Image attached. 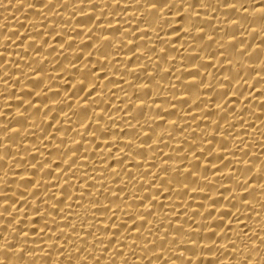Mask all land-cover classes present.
<instances>
[{
    "label": "bare ground",
    "instance_id": "1",
    "mask_svg": "<svg viewBox=\"0 0 264 264\" xmlns=\"http://www.w3.org/2000/svg\"><path fill=\"white\" fill-rule=\"evenodd\" d=\"M0 264H264V0H0Z\"/></svg>",
    "mask_w": 264,
    "mask_h": 264
}]
</instances>
